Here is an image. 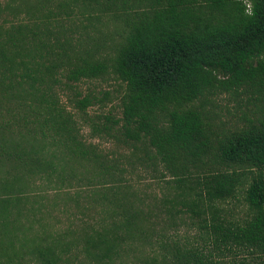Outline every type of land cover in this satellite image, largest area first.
<instances>
[{"label":"trees","instance_id":"trees-1","mask_svg":"<svg viewBox=\"0 0 264 264\" xmlns=\"http://www.w3.org/2000/svg\"><path fill=\"white\" fill-rule=\"evenodd\" d=\"M110 6L127 28L107 56L26 22L0 39V264H126L133 249L141 264H152V253L140 250L155 245L168 248L173 264L252 263L179 245L246 250L261 264L264 116L215 137L200 107L241 86L264 91V0H114L103 11ZM105 74L123 84L120 116L104 115L90 134L132 150L149 146L171 189L159 203L141 197L124 180L127 169L82 140L77 121L57 105L56 89ZM92 102L82 97L74 106L82 112ZM27 177L55 179L67 195L56 229H46L43 208L27 201ZM78 183L85 194L68 196ZM240 187L247 213L235 221L221 204ZM183 223L196 227L191 238L177 234Z\"/></svg>","mask_w":264,"mask_h":264},{"label":"rangeland","instance_id":"rangeland-1","mask_svg":"<svg viewBox=\"0 0 264 264\" xmlns=\"http://www.w3.org/2000/svg\"><path fill=\"white\" fill-rule=\"evenodd\" d=\"M112 1L114 0H0V39L5 37L6 31L10 27L26 22L29 27L46 28L47 34L58 38L59 41H69L70 47L73 49H86L95 53L96 56H107L112 52L115 43L120 40L127 28L122 21L123 15L119 8L114 10V7L110 6L109 11H103V5H109ZM115 3L119 4L118 1ZM73 87L67 89L61 87L55 90L57 105L71 113L72 118L77 121L76 125L82 140L95 145L98 151L108 158V161H116L118 166L126 168L124 180L130 179V184L146 201L151 199V201L159 203L164 195L168 196L171 189L168 187L169 182L166 183L167 173L158 160L150 158L152 150L149 146L135 143L136 147L132 150L131 146L123 145L103 133L93 136L90 134V124L102 122L104 115L114 118L120 116L123 84L111 75L105 74L97 78L81 79ZM82 97H88L93 102L80 112L74 106V101ZM198 103L196 101L195 104ZM3 106L4 104L0 106V123L5 120L6 116L2 110ZM200 108L206 115L209 131L217 137L261 119L264 116V91L257 93L249 87L241 86L236 90L220 92L208 97ZM71 166L78 169L75 163H71ZM33 182L27 177L26 186L29 187L26 195L27 201L43 208L41 221H44L46 229L54 230L58 227L59 222L65 221L61 204L67 195L64 191L57 190L55 179L49 183L37 181L32 184ZM86 190V187L80 186L78 183L77 186L72 184L67 193L69 196L73 195L74 191H79L83 196ZM243 195V188L240 187L232 199L221 204L228 219L239 221L245 217L247 209ZM23 223L26 227V220ZM30 226L33 231L36 230L34 223H30ZM195 228V226L190 227L183 223L176 231H178V235L185 234L191 238L195 233ZM164 246L155 245L151 251L140 248V252L152 253L154 257L152 264H173L169 259L168 248ZM179 246L182 249L193 246L203 253L209 251L215 260L231 261L234 257L235 259L244 258L248 261L252 258L250 264H255L252 257L255 256V253L251 255L246 250L234 249L230 253L222 252L221 254L216 251L213 245ZM138 255V251H134V249L130 251L126 264H141L137 260ZM261 264H264V261Z\"/></svg>","mask_w":264,"mask_h":264}]
</instances>
